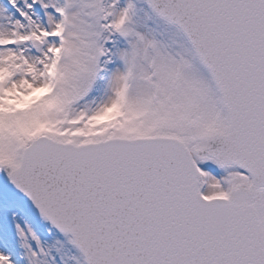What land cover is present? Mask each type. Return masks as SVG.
Wrapping results in <instances>:
<instances>
[{
  "label": "snow or ice",
  "instance_id": "6c2138e0",
  "mask_svg": "<svg viewBox=\"0 0 264 264\" xmlns=\"http://www.w3.org/2000/svg\"><path fill=\"white\" fill-rule=\"evenodd\" d=\"M0 264H264V0H0Z\"/></svg>",
  "mask_w": 264,
  "mask_h": 264
}]
</instances>
